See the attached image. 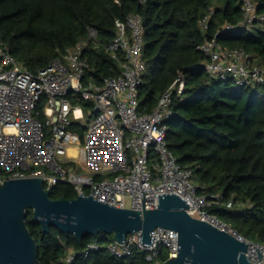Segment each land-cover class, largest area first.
<instances>
[{"label":"built area","instance_id":"2783aa9c","mask_svg":"<svg viewBox=\"0 0 264 264\" xmlns=\"http://www.w3.org/2000/svg\"><path fill=\"white\" fill-rule=\"evenodd\" d=\"M237 1L241 21L225 23L219 30L250 28L264 20L254 0ZM213 13L212 9L200 20L203 29ZM115 27V38L103 46L120 65L112 75L97 74L85 54L101 45L92 27L85 39L37 71L27 69L0 41V181L42 176L46 188L64 182L86 196L94 188L95 199L141 211L156 208L159 193H177L187 200L191 216L248 243L246 255L252 264H264V242L247 239L210 212L219 195L200 192L194 171L183 167L168 145L165 121L173 113V93L184 90L183 75L162 93L152 111L141 112L139 94L147 69L143 16L131 13L116 19ZM198 49L206 56L205 68L212 78L236 86L264 85V64L245 49L226 47L217 36L205 39ZM75 124L84 127L83 133L72 129ZM142 233L135 231L126 242L113 239L105 246L118 258L135 249L144 251L149 264H164L177 256L176 230L156 228L150 245L142 243ZM102 246L93 240L79 252L69 248L65 264H73L78 253L86 256Z\"/></svg>","mask_w":264,"mask_h":264},{"label":"trees","instance_id":"16d2710c","mask_svg":"<svg viewBox=\"0 0 264 264\" xmlns=\"http://www.w3.org/2000/svg\"><path fill=\"white\" fill-rule=\"evenodd\" d=\"M254 1L264 14V0ZM212 9L203 29L200 20ZM131 13L141 14L145 27L147 69L139 110L152 111L183 75L184 90L173 93V113L165 121L168 145L180 164L194 171L200 192L219 195L210 212L247 239L264 242V85L236 86L212 78L198 49L205 39L217 36L222 45L243 48L264 64V20L250 28L219 30L241 21L237 0H0V41L27 69L37 71L85 39L92 27L101 45L85 54L97 74L112 75L120 65L103 46L115 38L116 19ZM72 129L83 133L84 127L75 124ZM63 196H77L72 184L52 186L51 198ZM26 222L41 264H65L69 248L79 252L93 240L103 246L86 256L78 253L73 264H149L147 253L139 249L127 257L111 255L105 245L113 235L101 232L81 243L56 226L44 232L32 209Z\"/></svg>","mask_w":264,"mask_h":264},{"label":"water","instance_id":"95a60500","mask_svg":"<svg viewBox=\"0 0 264 264\" xmlns=\"http://www.w3.org/2000/svg\"><path fill=\"white\" fill-rule=\"evenodd\" d=\"M95 192V189H92ZM42 176L0 181V264H41L39 248L26 222L27 210L44 232L56 226L79 242L103 232L126 242L129 234L142 230V243H153L158 228L176 230L177 256L164 264H252L248 243L187 212V200L177 193H159L156 208H119L90 196L69 199L50 197Z\"/></svg>","mask_w":264,"mask_h":264},{"label":"rangeland","instance_id":"374dc122","mask_svg":"<svg viewBox=\"0 0 264 264\" xmlns=\"http://www.w3.org/2000/svg\"><path fill=\"white\" fill-rule=\"evenodd\" d=\"M131 205V198L128 197L127 198V206H130ZM163 249V252L166 254L167 253V249L165 247L162 248Z\"/></svg>","mask_w":264,"mask_h":264}]
</instances>
